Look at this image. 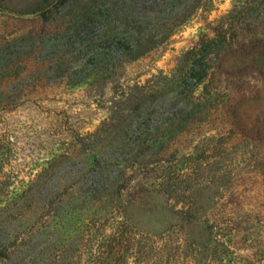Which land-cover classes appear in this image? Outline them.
I'll use <instances>...</instances> for the list:
<instances>
[{
    "label": "rangeland",
    "instance_id": "rangeland-1",
    "mask_svg": "<svg viewBox=\"0 0 264 264\" xmlns=\"http://www.w3.org/2000/svg\"><path fill=\"white\" fill-rule=\"evenodd\" d=\"M236 2L0 0V247H19L12 263L53 264L76 247L83 264L84 195L114 173L139 227L170 230L157 246L170 264H264V103L242 108L237 141L213 106L186 124L194 74L176 84ZM190 206L199 222L182 227L172 211Z\"/></svg>",
    "mask_w": 264,
    "mask_h": 264
},
{
    "label": "trees",
    "instance_id": "trees-1",
    "mask_svg": "<svg viewBox=\"0 0 264 264\" xmlns=\"http://www.w3.org/2000/svg\"><path fill=\"white\" fill-rule=\"evenodd\" d=\"M64 1L66 0H62ZM241 1V5L236 2L227 16L230 20L227 26L215 27L210 34L212 36L207 35L188 52L185 64L188 72L181 73L176 83L182 87V84L184 86L190 80V73L194 74L195 83L188 90L187 100L180 110V117L186 124L197 121L200 116L212 111L213 106V112H216L217 117L218 114H229L233 117L234 123L228 127L226 134L232 133L233 140L237 141L241 140V137L238 132L234 134L233 131L240 130L238 119L242 108L248 104L264 103V0ZM138 43L140 46L141 41ZM204 49L212 55L211 59L209 55L202 56L198 53ZM147 52L149 51L134 53L130 58L137 60ZM208 60L213 67L215 66L212 73H209L211 65L208 64ZM206 82L212 84L215 82L218 89L213 93L207 92L209 86ZM199 88L202 90L197 96ZM216 92H225V95L219 100V93ZM152 96L157 97L155 93ZM247 140L249 137L244 141ZM105 162L111 164V161ZM96 163L92 166H96ZM117 180L118 177L113 173V178L108 183L90 184L91 191L84 195L92 212L85 223L86 259L83 264H170L167 251L157 248L163 247L160 243L166 241V235L170 230L141 229L131 213V209H139L137 201L127 196L124 186L119 185ZM172 212L182 227L196 226L199 222L192 206L187 210L174 209ZM224 224L227 226L228 223L222 225ZM177 226L175 224V227ZM218 227L216 223L213 226L214 232L210 231L216 238L218 236L222 240L229 236L224 232L228 231L227 228L219 230L220 233L216 232ZM180 229L183 234V228ZM186 242V239L181 238L179 249L190 250L188 253L191 256L196 249L188 247ZM218 243L219 246L224 244ZM18 250L19 247L16 248L15 244L3 245L0 247V259L8 264H16L12 263V257L16 256ZM58 253L59 251L54 257L53 264H81V254L76 247L70 248L67 254ZM22 264L39 263L28 259ZM182 264L194 263L187 261Z\"/></svg>",
    "mask_w": 264,
    "mask_h": 264
}]
</instances>
